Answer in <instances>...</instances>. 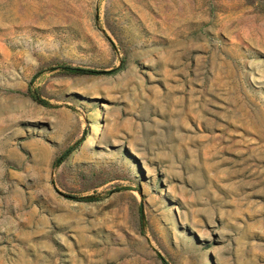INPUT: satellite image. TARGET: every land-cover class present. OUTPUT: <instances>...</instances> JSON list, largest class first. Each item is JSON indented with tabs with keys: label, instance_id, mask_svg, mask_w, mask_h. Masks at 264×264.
Here are the masks:
<instances>
[{
	"label": "rangeland",
	"instance_id": "374dc122",
	"mask_svg": "<svg viewBox=\"0 0 264 264\" xmlns=\"http://www.w3.org/2000/svg\"><path fill=\"white\" fill-rule=\"evenodd\" d=\"M0 264H264V0H0Z\"/></svg>",
	"mask_w": 264,
	"mask_h": 264
},
{
	"label": "trees",
	"instance_id": "16d2710c",
	"mask_svg": "<svg viewBox=\"0 0 264 264\" xmlns=\"http://www.w3.org/2000/svg\"><path fill=\"white\" fill-rule=\"evenodd\" d=\"M124 66V63H121L119 64L118 66L116 67H113L111 69L108 70V72H114V71H117L121 68H123ZM57 67H60L62 70L66 71V72H74V73H78V72H97L96 69H90V68H83V67H80V66H74V65H68V64H60V65H57ZM28 93L35 99L37 100L38 102H41L43 104H47L48 101L45 100L44 98H41L38 96V94L36 93V91L32 90L30 87H28ZM71 150V148H68L66 149L64 152H63V155H62V158L63 156H65L69 151ZM61 158V157H60ZM59 160V158H58Z\"/></svg>",
	"mask_w": 264,
	"mask_h": 264
},
{
	"label": "water",
	"instance_id": "95a60500",
	"mask_svg": "<svg viewBox=\"0 0 264 264\" xmlns=\"http://www.w3.org/2000/svg\"><path fill=\"white\" fill-rule=\"evenodd\" d=\"M55 187V186H54ZM60 192V191H59ZM61 193V192H60Z\"/></svg>",
	"mask_w": 264,
	"mask_h": 264
}]
</instances>
